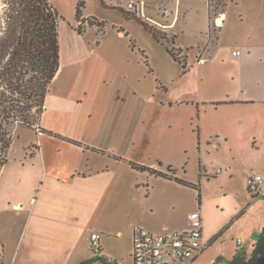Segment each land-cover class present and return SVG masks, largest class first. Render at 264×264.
Here are the masks:
<instances>
[{
    "label": "crops",
    "instance_id": "1",
    "mask_svg": "<svg viewBox=\"0 0 264 264\" xmlns=\"http://www.w3.org/2000/svg\"><path fill=\"white\" fill-rule=\"evenodd\" d=\"M234 2L238 4V0L224 3L219 35L211 45L213 51L220 46L219 36L226 29L228 8ZM170 4L175 8L176 16L173 23L164 28L175 32L174 44L189 61L191 55L197 54L192 45L180 42V33L194 15L198 16L199 6L195 7L190 0H176L175 5ZM201 9L205 26L200 32L204 38L196 43V48L201 45L199 55L208 48L209 42L211 9L207 0H203ZM180 21L181 27L177 29ZM117 32L124 35L123 30ZM67 35L73 42L63 46L59 33L60 66L49 84L40 129H30L35 138L24 141L20 154L8 155L0 174V264L85 262L92 258V232L102 234L101 243L105 237L116 239L110 248L102 244L106 258L119 264H132V235L136 226L155 231L186 229L191 226V214L195 211H200L204 239L209 246L193 264L202 260L232 231L237 234L234 249L220 246L210 264H216L219 259V264H226L225 261L237 253L249 257L264 228V197L254 198L248 193L250 196L235 205L225 220L217 223L206 218L204 202H199L198 198L195 209H184L170 220L162 221L151 216L153 210L146 211L144 205L148 196L140 191L143 189L141 178L143 175L148 178L161 175L137 169L132 162L179 178L184 177L185 173L181 171H185L186 164L183 161L175 165L172 161L164 163L165 159H157V143L164 144L157 141V130L150 117L157 114V108H146L147 95L141 79L144 72L132 70L135 59L128 55V48L133 53L137 46L128 44L126 52L117 50L104 56L99 40L93 44L85 42V33L80 34L77 29ZM205 59L201 58L203 62ZM145 63L150 67L148 59ZM188 64L182 75L190 71ZM257 100L264 103V96L256 99L242 95L237 104H255ZM255 112L261 115V120L264 118V108H255ZM247 114L236 124L241 125L246 119L254 121ZM201 118L196 131L197 144L190 146L182 141L177 145V152H183L185 159L187 156L190 159L196 151L203 165L206 151L220 152L223 148L221 155L226 159L223 180L227 183L237 178L239 190L248 192L249 174L264 175V124L258 120L247 132L246 135L253 139L252 144L246 147L239 139L235 146L231 131L217 125L207 129ZM204 129H207L206 133ZM14 146L13 140L11 149ZM164 178L188 187L173 178ZM120 239L125 242L118 248ZM238 239L242 243L239 244Z\"/></svg>",
    "mask_w": 264,
    "mask_h": 264
},
{
    "label": "rangeland",
    "instance_id": "2",
    "mask_svg": "<svg viewBox=\"0 0 264 264\" xmlns=\"http://www.w3.org/2000/svg\"><path fill=\"white\" fill-rule=\"evenodd\" d=\"M51 1L61 15L59 33L63 46L73 42L67 33L78 29L79 26L85 33V42H102L104 56L117 50L126 52L128 44L137 46L133 53L131 48H128V55L135 59L131 65L132 70L144 72V78L141 79L144 93L147 95L146 108H157V114L150 116L154 129L157 130V141L164 143L162 146L157 143V159H165L164 163L172 161L175 165L184 161L185 171L181 173H185L183 178L187 179L186 181L199 184L206 218L215 223L225 220L235 205L250 195L249 192L239 190L240 183L237 178L227 183L223 180L226 167V159L221 155L223 148L220 152L215 149L206 151L203 166L200 157L196 156V151L190 159L189 156L185 159L183 152H177V145L182 141L190 146L197 144L196 131L201 117L207 129L217 125L231 131L233 145L237 146L239 139L246 147L252 144L253 139L246 134L253 128L254 122L261 120V115L255 112V108H264V103L257 100L255 104H237V101L242 95L256 99L264 96V0H238V4L230 3L226 29L220 34V46L214 51L211 45L217 40L220 29L214 24V18L224 10L226 0H207L211 9L209 42L207 41L208 48L201 51L200 55L197 52H200L201 45L196 48V43L204 38V34L200 33L205 26L201 9L203 0H190L195 7L199 6L198 16L194 15L188 27L180 33V42L192 45L193 52L197 54L191 55L189 61L174 44L175 32L164 28L175 20L176 10L170 3L175 5L176 0ZM80 1L84 2L82 23L77 21L75 16ZM5 2L6 0H0V32L4 28ZM119 7L165 34L167 40L164 44L158 42L136 18L126 17ZM100 21H104V26L90 25L99 24ZM180 27L181 21L176 28ZM118 30H123L124 35L120 36ZM166 44L174 47L181 58L186 57L191 67L187 74L182 75V66L167 52ZM202 57L206 58L205 62L201 60ZM146 59L150 67L145 63ZM245 114L253 117L254 121L246 119L241 125H237L238 119L243 118ZM260 122L264 124V118ZM30 129L39 130L29 127L15 129V146L10 149L9 156L20 154L24 141L35 138ZM207 129H204V133ZM145 155L147 156V152ZM141 179L143 189L140 191L145 197L148 196L144 207L147 212L153 210L152 217L156 216L162 221L170 220L180 215L184 209L197 207L194 204L197 202L198 190L179 186L162 176L148 178L143 175ZM149 194L152 202L149 201ZM236 238V231H232L196 264H210L220 246L233 250ZM115 240L114 236L105 237L103 247H112L116 243ZM118 242L119 248L125 241L120 239ZM106 251L108 252L107 248ZM219 263L221 259L216 264Z\"/></svg>",
    "mask_w": 264,
    "mask_h": 264
},
{
    "label": "trees",
    "instance_id": "3",
    "mask_svg": "<svg viewBox=\"0 0 264 264\" xmlns=\"http://www.w3.org/2000/svg\"><path fill=\"white\" fill-rule=\"evenodd\" d=\"M4 8V28L0 32V174L8 161L15 129L29 127L40 129L41 115L45 107V97L49 84L60 66L59 21L61 15L51 0H6ZM83 1L76 7V20L82 23ZM128 18H136L145 29L164 44L167 37L153 29L147 22L132 17L123 7H119ZM90 25L104 26V21ZM78 32L83 33L79 26ZM171 57L179 62L185 72L186 57L181 58L174 47L166 44ZM178 51H180L178 49ZM133 167L148 170L157 175L198 190L195 184L170 173L154 170L132 162ZM172 171V167H168ZM79 264H116L108 258H91Z\"/></svg>",
    "mask_w": 264,
    "mask_h": 264
},
{
    "label": "built area",
    "instance_id": "4",
    "mask_svg": "<svg viewBox=\"0 0 264 264\" xmlns=\"http://www.w3.org/2000/svg\"><path fill=\"white\" fill-rule=\"evenodd\" d=\"M222 14L214 18V24L220 27ZM247 190L256 197H264V175L252 172L247 177ZM192 224L186 229L151 230L136 226L132 235V264H193L209 246L203 235V223L200 211L191 214ZM100 232H92L90 248L93 258L104 257ZM238 243H242L238 239ZM110 260V259H109ZM115 261V260H110ZM116 264H119L116 262Z\"/></svg>",
    "mask_w": 264,
    "mask_h": 264
},
{
    "label": "water",
    "instance_id": "5",
    "mask_svg": "<svg viewBox=\"0 0 264 264\" xmlns=\"http://www.w3.org/2000/svg\"><path fill=\"white\" fill-rule=\"evenodd\" d=\"M225 262L226 264H264V228L259 233L255 248L249 257L244 253H237Z\"/></svg>",
    "mask_w": 264,
    "mask_h": 264
}]
</instances>
